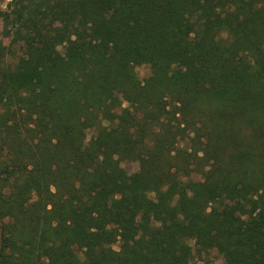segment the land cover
<instances>
[{
    "label": "trees",
    "instance_id": "1",
    "mask_svg": "<svg viewBox=\"0 0 264 264\" xmlns=\"http://www.w3.org/2000/svg\"><path fill=\"white\" fill-rule=\"evenodd\" d=\"M0 17V264H264V0Z\"/></svg>",
    "mask_w": 264,
    "mask_h": 264
},
{
    "label": "rangeland",
    "instance_id": "2",
    "mask_svg": "<svg viewBox=\"0 0 264 264\" xmlns=\"http://www.w3.org/2000/svg\"><path fill=\"white\" fill-rule=\"evenodd\" d=\"M12 0H0V11L1 12H6L7 11V7L9 5V3H11ZM7 29L4 25V18L0 17V46L8 48L11 39L8 38L7 36ZM13 53L15 54V56H20V49L18 48V46H13L12 48ZM7 61H11L14 62L15 60L11 58H7ZM138 77L140 78V80H145L147 79L150 75H149V69L145 66H140V67H136L135 69ZM125 106V105H124ZM93 134L92 131L88 132V139L91 137V135ZM203 138H201V142ZM121 167L124 168L129 174H133L136 173L138 171V164L136 163H132V164H121ZM189 244L194 248V242L191 241L189 242ZM115 250L118 249V245H115L113 247ZM79 257L82 259V255L79 253L78 254ZM204 260H208L210 263L212 264H223V260L222 257H220L215 251H211L208 254H206L203 257H199V256H195L192 260H191V264H203Z\"/></svg>",
    "mask_w": 264,
    "mask_h": 264
}]
</instances>
